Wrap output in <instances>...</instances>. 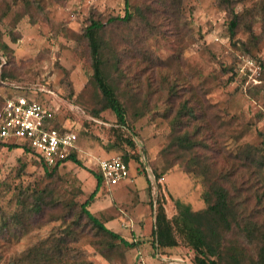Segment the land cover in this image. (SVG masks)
<instances>
[{"label":"rangeland","instance_id":"obj_1","mask_svg":"<svg viewBox=\"0 0 264 264\" xmlns=\"http://www.w3.org/2000/svg\"><path fill=\"white\" fill-rule=\"evenodd\" d=\"M32 1L36 4L31 15H25L19 1L0 25L2 41L13 51L7 61L0 49V109L17 95L37 98L53 108L57 123L78 133L77 158L83 167L68 162L52 176L48 174L51 169L47 170L34 154L0 145V264H10L24 251L60 235L66 226L57 219L59 207L46 209L32 221L24 220L26 226L3 228L5 223L13 225L27 196L55 187L56 181L57 198L71 199L74 192L77 196L73 201L81 204L96 189L98 160L126 154L130 179L112 188L102 184L89 209L108 228L137 243L136 247L103 254L94 232L89 231L70 244L72 251L82 253L87 264H196L194 251L183 242L166 249H156L152 244L158 199L169 218L176 213L177 200L194 211L206 208L201 178L188 174L175 154H162L173 139L170 119L162 116L167 104L157 93L152 94L147 102L150 110L140 119L130 107L132 129L120 126L111 110L100 118L91 115L94 89L89 85L90 59L81 37L94 13L105 18L124 16L125 0ZM217 2L184 0L187 24L183 30L168 35L167 40L160 37L151 41L162 66L161 72L153 73L156 80L161 74L176 80L183 99L193 96L201 100L213 117L229 123V130L216 133L224 149L236 152L264 138V32L261 20H255L253 29L260 39L247 54L241 48L249 35L240 29V42L237 46L232 43L227 32L228 15ZM259 2L245 0L236 10ZM159 86L161 83L154 84L156 90ZM143 96L145 92L139 106L145 103Z\"/></svg>","mask_w":264,"mask_h":264},{"label":"trees","instance_id":"obj_2","mask_svg":"<svg viewBox=\"0 0 264 264\" xmlns=\"http://www.w3.org/2000/svg\"><path fill=\"white\" fill-rule=\"evenodd\" d=\"M19 1L26 10L25 15L30 14L36 4L32 0H0V25ZM244 1L218 0L217 6L228 15V37L235 46L240 42L237 39L240 29L249 35L248 43L242 42L244 48L241 49L251 54L260 39L253 29L255 20H261L264 32V0L237 11V4ZM183 2L125 0L124 16L105 18L95 13L89 16L80 43L87 46L90 59L89 85L94 89L91 115L100 118L102 113L111 110L120 126L132 129L129 108L132 107L131 113L136 119L142 118L150 110L147 102L157 93L167 104L162 116L170 119L173 137L162 154H175V160L188 174L201 178L206 208L194 211L189 204L177 200L176 213L169 218L163 202L158 199L152 231L154 248H175L183 242L194 251L196 264H264V138L258 144L247 143L236 152L224 149L216 130L222 133L229 130V123L213 117L201 100L193 96L183 99L176 80H170L165 74H161L159 80L154 79L153 72H161L162 66L151 48V41L160 37L167 40L168 35L183 30L187 24ZM0 42V49L8 61L13 51L2 41L1 30ZM261 66L264 69L263 62ZM158 83L161 86L156 90L154 84ZM144 92L145 103L139 106ZM49 127L61 133L73 131L57 123L56 113ZM0 145L33 152L27 144L0 140ZM121 159L130 170L128 155ZM68 162L83 167L77 158V149L53 166L44 165L47 170L51 169L48 174L55 176ZM94 177L96 189L81 204L73 201L77 196L74 192L71 199L57 198L56 181L55 187L35 190L25 198L20 214L14 216L13 225L5 223L3 228L26 226L24 220L32 221L46 209L59 207L62 209L57 219L61 218L66 226L60 235L24 251L10 264H87L82 253H74L70 244L89 231L94 232L103 254L109 255L120 247H136L137 243L108 228L89 209L102 185L99 170Z\"/></svg>","mask_w":264,"mask_h":264},{"label":"built area","instance_id":"obj_3","mask_svg":"<svg viewBox=\"0 0 264 264\" xmlns=\"http://www.w3.org/2000/svg\"><path fill=\"white\" fill-rule=\"evenodd\" d=\"M54 117V109L41 101L20 95L11 97L0 109V140L27 144L41 162L53 166L77 149L79 141L76 132L61 133L50 128ZM97 167L106 187H116L130 178L128 166L119 157L100 159Z\"/></svg>","mask_w":264,"mask_h":264}]
</instances>
